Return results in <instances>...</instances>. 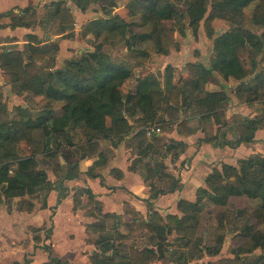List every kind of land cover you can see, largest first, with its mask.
Returning a JSON list of instances; mask_svg holds the SVG:
<instances>
[{
    "label": "trees",
    "instance_id": "1",
    "mask_svg": "<svg viewBox=\"0 0 264 264\" xmlns=\"http://www.w3.org/2000/svg\"><path fill=\"white\" fill-rule=\"evenodd\" d=\"M180 1L182 6L178 3ZM207 1L209 0H130L126 9L128 17L132 20L126 21L118 16H110L87 23L81 35L88 33L93 35L94 50L83 53L79 58L69 59L62 69L52 71L58 47L32 45L36 43L33 36H26L29 41L26 62L23 52L15 50L3 52L0 56V67L8 75L15 93L28 91L35 96L43 97L48 103L63 102V106L59 116L54 115L48 108L33 121L27 117L25 110L17 108L20 112L17 120L0 122V193L6 198H14L35 196L41 189L48 192L51 185L47 181L45 170L39 166L37 154L48 152L49 157L54 156L55 154L49 153L52 150L49 148L47 150L50 146L48 142H57L61 136L66 135L69 128L85 130L86 144L92 147L98 140L115 138L116 141H121L134 126L141 131L155 123L158 114L161 113L168 115L172 123L177 119L178 110L191 104L202 114L204 121L213 119L215 123L221 124L227 96L222 91L210 92L204 88L212 80L213 72H217L225 81L229 78L241 81L234 92L237 100H240L241 94H250L251 98L247 97L244 103L264 101L259 98V90L264 91V71L254 75L255 84H245L243 81L248 73L239 57L241 51L258 54L264 49V18L260 34L252 32L241 23L243 10L254 1L264 3V0H212L209 13ZM90 3L102 8L113 6L110 0H82L77 6L84 11ZM52 5L53 16L57 17L61 24L69 27L74 23L63 2ZM10 13L11 27H31L37 22L34 10L29 8L21 10L22 16L14 14L13 11ZM215 19L230 22L231 26L214 38L211 22ZM203 20L206 35L212 40L211 50L215 53L209 61L208 68L202 64H186L185 68L190 78L180 89L172 85V70L166 67L163 83L158 78L147 75L136 79L134 92L124 94L121 91L123 83L131 77L132 70L125 64L105 61L102 53L104 46L114 48L119 44H125L127 52L131 56L135 54L137 64L140 59L148 61L152 52L166 53L172 42L165 36V32L173 25L177 26L176 30L180 35L184 36L187 28L195 36ZM71 34L69 32L66 37H70ZM45 58H48L45 72L40 74L33 63L43 61ZM250 62L255 66L254 60ZM5 107V104L0 102V114L5 113ZM130 119L134 120L133 123H129ZM263 125L264 115L254 120L245 119L237 127L240 130L235 143L251 144L255 131ZM243 127L247 130L246 133ZM177 128L182 135L190 133L185 120L180 122ZM33 130H40L43 152H31L27 156L17 157L16 154L9 156L2 149L12 141L29 138ZM28 140L30 142V139ZM159 140L153 138L147 141L139 138L136 145L137 155L146 157L149 152L158 153L159 147L155 143H159ZM167 147L169 151L174 150V155L183 149L173 142H169ZM98 158L95 166L100 168L105 157L99 154ZM65 160L67 163L65 175L59 176L63 179L73 176L74 171L70 169L73 162L68 161L67 157ZM238 162L239 170L226 164H222L220 170L214 169L206 178V188L197 190L193 203L180 201L177 208L181 212V217L177 215L161 217L157 213H150L147 219L134 217L132 222L123 223L128 233H140L142 238L148 240L149 247L141 251L133 247V239L115 230L114 222L111 226L107 225L108 221L114 220L116 216L99 214L98 223L90 226L94 233H98L95 239L98 252L90 256L91 262L146 264L144 256L147 255L158 261L162 260L170 250L167 248L166 237L175 230L183 229L185 220L193 219L188 213L199 210L206 200L208 201L206 204L218 207L225 206L232 197L243 196L250 200H258L259 205L254 213L256 216L264 217V157L256 154ZM250 166L256 167V170L248 172L247 168ZM10 167H14L11 172ZM51 168L59 175L55 166ZM158 168L163 167L158 165ZM217 181H223V186H218ZM156 194L157 192L153 196ZM62 197L63 195L58 197V202ZM92 198L89 194V199ZM77 205L75 202V206ZM249 232L250 238L255 237L251 249L259 248L262 251L257 264H264V233L252 230ZM126 240H129V243Z\"/></svg>",
    "mask_w": 264,
    "mask_h": 264
},
{
    "label": "crops",
    "instance_id": "2",
    "mask_svg": "<svg viewBox=\"0 0 264 264\" xmlns=\"http://www.w3.org/2000/svg\"><path fill=\"white\" fill-rule=\"evenodd\" d=\"M60 1L73 18L74 23L69 26L70 28L53 16L52 4ZM81 1L0 0V56L5 51H20L24 53L26 62L29 44L26 36H33L36 38V43L32 45L58 47L52 71L62 69L65 62L76 57L77 54L80 53L78 56L80 57L83 53L94 50L95 40L92 34H85L82 39L79 37L87 23L110 16L131 20L126 9L130 0H110L113 6L103 8L90 3L84 11L77 6ZM25 8L34 10L36 24L31 27H11L10 11L19 15ZM50 25H57V30L50 31ZM69 32L72 33V37H66ZM185 33L188 32L185 30ZM166 34L172 45L176 42L180 46L184 41L179 34L181 40L176 38L178 35L170 38V33ZM218 35L214 32V38ZM210 42L208 48L211 50L212 41ZM199 43L203 42L193 41V45H197L195 47H199ZM171 47L165 54L152 53L159 56L160 61L178 67L177 63L182 58H170ZM115 48L117 49L111 54L108 53L106 46L102 48L104 60L119 65L124 64L122 62L126 58L124 53L127 52L126 45L122 43ZM211 53L213 58L215 53L212 50ZM200 54L202 56V52ZM127 55L129 59L135 61V54L131 56L127 52ZM191 59L187 63L202 64L208 68L198 58ZM47 61L48 58H45L33 64L36 68L43 64L45 70ZM126 67L131 70L130 64ZM218 75L217 72H213L209 83H213L216 79L220 81V88L210 92L226 93L225 84L231 89L229 94L231 101L228 109L226 111L225 107L223 109L224 119L221 124L215 123L213 119L204 121L202 114L191 104V109L196 111L189 109L191 113L187 112L183 115L180 111L185 110V107H182L178 110L177 119L172 123L166 115H164L165 120L161 118L157 120V124L161 125V128L159 127L161 132L155 135V138L161 139L164 143L162 148L158 149V153L152 154V151L146 157L137 155L132 143L137 139L140 130H132L116 147L110 145V140H98L94 154L83 153L78 162H73L70 166V169L74 170L73 176L69 178H59L66 172L67 163L62 156L60 162H56L59 175H56L52 168L47 170L43 168L51 185L48 192L41 189L35 196L14 198H6L0 193V264H93L90 256L98 252L94 238L98 233H94L90 226L98 223L99 214L116 216L111 222L112 224L114 222L115 230L120 234L128 235L134 241L146 239L142 238L140 233H128L123 223L132 222L134 217L147 219L150 213H157L161 217L166 215L181 217V212L177 208L178 203L180 201L193 203L197 190L206 188V178L214 169H219L222 164L236 166L238 161L252 155L264 156V125L255 131L252 144L245 145L235 143L239 135H237V132L239 133L237 127L240 123L235 126L232 123V116L242 111L250 112V116L244 115L245 118L259 117L264 111L263 105L259 103L249 106L237 105L231 88L234 79L229 78L225 81L221 75ZM186 77L190 78L188 71ZM0 95L7 111L6 97L12 101L19 97H35L28 91L15 93L8 75L1 67ZM195 118H198L201 127L194 126L197 122ZM183 120L187 122L190 130L188 135H182L178 131L177 125ZM169 142L182 146V152L174 155L173 151L168 150ZM99 154L105 157L103 160L100 159L104 161L100 168L95 166ZM155 157L158 162L153 160ZM158 165L163 168L159 169ZM155 192L157 194L153 196ZM89 194L92 199H89ZM60 195L63 197L58 202ZM75 202L78 203L77 206ZM146 247L149 246L145 245L142 248L135 246L138 251Z\"/></svg>",
    "mask_w": 264,
    "mask_h": 264
},
{
    "label": "rangeland",
    "instance_id": "3",
    "mask_svg": "<svg viewBox=\"0 0 264 264\" xmlns=\"http://www.w3.org/2000/svg\"><path fill=\"white\" fill-rule=\"evenodd\" d=\"M178 3L182 6L181 1ZM211 3L212 0L207 1L208 13L211 8L210 7ZM19 16H22V14H19ZM263 18H264V3H260L259 1H254L250 3L243 10L241 23L244 24L245 27L249 28L252 32L260 34L263 30V26H262ZM211 26L213 32H215V34L218 35L221 32L228 30L229 27L231 26V23L224 20L215 19L213 22H211ZM176 27H177L176 25H173L171 29L165 32V36L168 38L166 33L168 34L170 33L169 34L170 38H174L175 36H177L179 33L177 34ZM57 28H58L57 25L54 26L50 25L49 27L50 31H56ZM205 28L206 27L204 26V20H203L200 23L199 29L195 36L193 35V32L191 30L186 29L188 33L187 34L185 33L184 36L181 35V37L184 38V41L180 43V46L176 42L175 44L172 45L171 47L172 54H170L171 56L170 58L172 59H174V57L182 58V60L179 63H177L178 67H174L171 64L168 65L166 64L165 61L164 62L160 61L159 56L154 55V53H152V56H150L148 61L140 59L138 60L137 64H135L136 60L132 61V58L129 59L127 52L125 51L124 53L126 58L125 61H123L122 63H124L125 65L130 64L132 75L127 81L123 83V85L120 88L121 91L124 94L134 92L137 84L136 79L142 78L147 75H152L160 79V81L163 80L162 77L166 67H170L172 70L171 71L172 85L179 89L182 88L185 81L189 79V77H186L187 70L185 66L186 64H188L187 62L189 60H192L191 58L194 57L195 59L198 58L208 66L209 64L208 62L211 59L212 53L211 50L208 48V42L212 40L207 37ZM179 35L176 38L181 40L182 38ZM79 37L82 39L84 35H81L80 33ZM199 40H201L204 44L199 43L200 44L198 45L199 47H195L197 45H193V41L198 43ZM106 48L108 53L110 54L117 49L115 47L112 48L108 46H106ZM149 50L150 52H152V49L149 48ZM24 52L26 53V47H24ZM201 52H202V56L200 54ZM79 55L80 53L77 54L76 57L74 56L73 58H79L78 57ZM239 57L245 70L248 73L243 82L245 84L248 83L250 85L255 84L254 75L260 74L262 71H264V49L262 50V52L258 54H256L255 52L250 53V51L247 52L241 51ZM251 60H254L255 66H252L250 62ZM172 64H176V63H172ZM35 69L40 74L45 72L43 69V64H41ZM161 82L163 83V81ZM231 84H232L231 88H233L232 94L234 95L235 89L238 85L241 84V81L233 80ZM224 87L226 92L225 94L227 96V100L224 104L226 111L228 109L229 102L231 101V96H229L231 89L226 84ZM204 88L207 91L219 89L220 81L218 82L215 79L213 83H208L207 85H205ZM251 96L252 95L250 94H244V95L241 94L240 100L236 99V104L242 106H246V105L249 106L259 103L262 104L264 108V101L254 102L250 104L244 103V100H246L247 97L251 98ZM259 98L260 100L264 99L263 89H261V91L259 90ZM2 100L3 98L1 96L0 97L1 103ZM5 100L8 105V111L6 110L5 113L0 114V122H5V121L10 122L12 119L17 120L18 116L20 115V112L17 110V108H21L22 109L21 111L25 110L27 112V117L31 121H33L35 118L39 117V115H41L44 111L48 110V108L52 110L54 115H59L61 114V108L63 106V102L48 103L46 99L39 96H35V97L27 96L24 98L19 97L14 101H12V99H10L9 97H6ZM191 108H192L191 105H189V107H185V110L180 111V113H182L183 115L187 114V112L191 113V111L189 110ZM191 110L196 111L195 109H191ZM222 112L224 114V110H222ZM247 114L248 116H250L249 111H242V113L240 112L232 116L233 117L232 123H234L233 126H235L238 123H242L245 119L252 120L249 118H245L246 116L244 115ZM164 115L166 114L165 113L158 114L157 120L159 118L165 120ZM262 115H264V111L259 117H261ZM166 116L168 117V115ZM221 118L224 119V117ZM256 118L258 117H254L253 120ZM195 119L196 122L198 118ZM130 120L133 123L134 120L132 119ZM157 120L155 121V123L145 127L144 130L146 128H153V127L161 128V125L157 124L158 122ZM194 126L201 127L202 124L199 121H197L196 124H194ZM238 129L240 130V128H237V130ZM133 130H137V126H134ZM139 130L140 129H138V131ZM144 130L140 131L141 133L138 134L137 139L135 138L137 141L136 140L133 141L132 143L133 150L136 149V145L138 144L137 142L139 138L141 139L145 138L147 139V141L155 138V136H152L150 138L146 137ZM243 130L245 133L247 132V130L244 127ZM86 133L87 132H85V130L83 129L69 128L66 132V135L61 136V138H59L57 142L55 143L48 142V145L50 146L48 147L46 146L47 150L48 148L52 150L49 153L55 154L54 155L56 156L55 158H53L54 156L49 157L48 152H43L44 147H43V142L41 143L42 139L40 138V130H33L30 133L29 138L25 140H18L17 142L12 141L10 145H6L2 149L5 152H7L9 156L11 154L12 155L14 154L15 156L16 154L17 157L27 156L31 152H43V153H38L37 157L40 160V165H39L40 168L42 169L45 168L47 170V169H51V167L53 166H55V168L56 166H58L56 165V162L58 161L60 162V156H63L65 159L67 157L68 161L70 162H78L81 158L80 156L83 153H86L87 155L94 154V152L96 151V144L95 146L92 147L89 146V144H86L87 141ZM238 134L239 133L237 132V135ZM28 139H30V142ZM120 142L121 141H116V139L113 138L110 140V145L116 147ZM155 144L159 148H162L164 143L160 139L159 143H155ZM257 155L260 156L261 154H257ZM250 157L251 156L246 157L244 160ZM153 160L156 161L157 160L156 157ZM238 163L235 167H237L239 170L240 166L238 165ZM221 167L218 170H220ZM13 169L14 167L13 168L10 167V172ZM254 170H256V167L250 166L249 168H247V171L250 173L253 172ZM217 185L223 186V181H217ZM207 202L208 201L206 200L205 203L201 205L199 210L188 213L189 216L193 217V219L185 220V222L183 223V229L177 231L175 230L166 237L168 241L167 248L170 250L165 254V257L160 261H156V258H151L148 255L144 256V261L146 262V264H257L258 259L262 254V251L259 248L251 249L253 243L252 240L255 237L250 238L251 233L249 232V230L260 231L264 233V217H261L260 215L256 216V214L254 213V210L259 205V201L250 200L243 196L241 197L238 196V197L230 198L228 203L223 207L214 206L212 204H206ZM111 224L112 222L108 221L107 225L111 226ZM128 241L129 240H126V242ZM145 245H149L147 239L136 240L133 243V247L137 246L139 248H142Z\"/></svg>",
    "mask_w": 264,
    "mask_h": 264
},
{
    "label": "built area",
    "instance_id": "4",
    "mask_svg": "<svg viewBox=\"0 0 264 264\" xmlns=\"http://www.w3.org/2000/svg\"><path fill=\"white\" fill-rule=\"evenodd\" d=\"M144 132H145L146 137L150 138L152 136L160 134L161 131L159 127H153V128H146Z\"/></svg>",
    "mask_w": 264,
    "mask_h": 264
}]
</instances>
